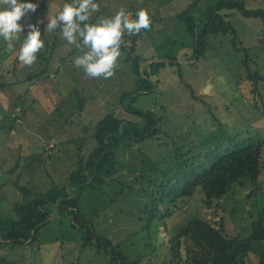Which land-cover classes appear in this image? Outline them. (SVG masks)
<instances>
[{"label":"rangeland","instance_id":"374dc122","mask_svg":"<svg viewBox=\"0 0 264 264\" xmlns=\"http://www.w3.org/2000/svg\"><path fill=\"white\" fill-rule=\"evenodd\" d=\"M215 1L196 0L191 13L200 18ZM241 1L246 9L264 7V0ZM36 2L35 12L20 23L45 18L46 24V13L54 14L64 0ZM95 2L98 7L92 13L93 19L97 15L110 16L120 8L133 17L137 9L143 8L149 16L147 29L122 33L123 48L107 78L89 76L72 63L80 50L60 35L59 27L49 32L40 24L44 46L31 65L16 58L23 32L11 49L0 38V82H5L0 85V121L4 124L0 128V218L16 217L13 203L21 200L22 194L15 182L30 187L34 195L52 184H65L78 156L86 158L95 146L97 122L107 114L140 122L141 118L129 110L138 109L149 110L160 118L156 134L136 143L120 140L115 149L116 170L107 177L111 181L84 185L78 192V206L94 231L109 238L127 258L142 262L161 259L166 239L194 216L214 225L222 218L226 233L246 234L260 213L261 205L254 193H264V149L258 188L248 180L237 181L211 208L201 203V193L196 192L186 198L187 205L179 200L168 215L165 206L160 205L154 218H149L145 207L150 204L154 182L175 171L176 156L183 158L175 152L180 145L184 147L182 152L189 148V158L194 156L199 161L206 148L221 136L226 141L229 136L238 140L257 130L264 133V101L257 98L254 105L251 83L240 63L248 53L251 68L264 72V19L236 9L222 10L229 13L238 46L246 47L247 52L235 51L230 46V35H219L209 38L204 57L190 59L192 38L177 14L192 0ZM39 54L44 56L42 61ZM135 54L139 67L145 65L147 71L153 67L149 62L158 59L168 61L174 57L180 65L166 63L157 72H147L152 88L134 93V100L128 97L123 101L124 92H130L137 82L132 71ZM45 67L49 71L42 74ZM204 140L206 148L199 145ZM191 141L196 144L194 148ZM222 145L226 142L218 146L220 151ZM261 200L264 202V198ZM262 217L264 221V213ZM70 222L69 214L55 211L40 229L39 248H17L15 254H23L26 264H106L103 251L91 245L81 247L80 230ZM250 259L252 263L255 260L253 255Z\"/></svg>","mask_w":264,"mask_h":264},{"label":"trees","instance_id":"16d2710c","mask_svg":"<svg viewBox=\"0 0 264 264\" xmlns=\"http://www.w3.org/2000/svg\"><path fill=\"white\" fill-rule=\"evenodd\" d=\"M195 2L196 0H192L183 11L177 14L184 24L185 31L192 38L190 59L204 57L205 50L210 44L209 38L219 35L224 37L230 35V46L235 51L243 49L247 52L246 47L238 46L237 33L228 20L229 13L222 10L236 9L244 15L264 19V7L246 9L241 0H218L208 5L200 18H196L191 13ZM134 46L133 38L131 52L134 51ZM120 48H123L122 43ZM37 56L40 61L44 58L43 54ZM133 58L132 71L137 76L135 79L137 82L130 92H124L123 101L128 97L134 100L136 96L134 93L152 88L147 72H157L166 63L180 65L174 62V57L167 58L170 59L168 61L158 59L149 62V67H153L147 71L145 65L139 67L138 55L135 54ZM240 63L244 67L246 80L251 83V98L257 106V98L262 97L264 101L262 88H260L261 83L264 84V72L251 68L248 53L240 60ZM44 69L42 74L49 71L48 67ZM140 80L142 84L139 83ZM4 84L5 82H0V85ZM129 110L138 115L141 121L124 120L113 114H107L97 122L93 133L95 146L86 158L78 156L77 165L69 172L65 184L60 186L52 184L47 190L34 195L30 187L15 182L16 188L22 194V199L13 203L15 218H0V264H26L23 254L17 256L15 250L32 245L39 248L40 229L51 219L55 211L70 215V225L80 230L81 247L91 245L96 251H103L107 256L106 264H264L262 217L264 202L261 200L264 198V193H254L261 208L258 218L250 223L246 234L226 233L222 218L219 219L218 225H214L208 219L194 216L179 225L177 230L174 229L173 234L166 239L164 242L166 250L159 260L142 262L139 259H129L118 250L117 245H113L109 238L100 236L94 231L78 206V192L84 185L98 186L111 181L112 178L107 180V177L113 176L116 170L115 149L120 140L125 139L136 143L158 131L160 118L154 113L149 110ZM262 113L264 116V111ZM3 125L0 121V128ZM235 138L229 136L225 141L221 136L216 144L211 143L207 148L206 140L200 142L199 145L205 147L206 152L201 156L203 160L199 161H196L194 156L189 158V148L187 152H182L184 147L182 145L177 147L175 152L183 158L179 159L176 156L175 171L165 175L163 180L154 182L150 204L145 207L149 218H154L160 205L165 206V215L171 212L172 207L175 208L179 200L186 202L185 205H187L186 198H191L196 192L201 193V203L211 208L214 203L225 197L237 181L248 180L256 188L260 187L258 177L262 167L264 133L257 130L256 134L238 140ZM222 142H226V146L222 145L224 149L220 151L218 146ZM195 145L192 143L191 148ZM162 216L164 215L159 214V217ZM252 255L255 258L253 263L251 259L248 260Z\"/></svg>","mask_w":264,"mask_h":264},{"label":"clouds","instance_id":"9594fccd","mask_svg":"<svg viewBox=\"0 0 264 264\" xmlns=\"http://www.w3.org/2000/svg\"><path fill=\"white\" fill-rule=\"evenodd\" d=\"M37 6L36 0H0V38L11 49L12 42L23 32L16 58L31 65L44 46L40 24L49 32L59 27L60 35L68 43H76L80 50L72 63L92 77L112 75L120 54L122 33L135 34L149 26V16L143 8L137 9L134 17L120 8L110 16L97 15L93 19L92 13L98 7L95 0H64L54 14L46 13V24L45 18L20 23L23 17L34 13Z\"/></svg>","mask_w":264,"mask_h":264}]
</instances>
